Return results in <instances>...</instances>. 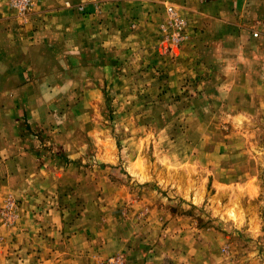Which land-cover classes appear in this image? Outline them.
I'll list each match as a JSON object with an SVG mask.
<instances>
[{
    "label": "rangeland",
    "instance_id": "rangeland-1",
    "mask_svg": "<svg viewBox=\"0 0 264 264\" xmlns=\"http://www.w3.org/2000/svg\"><path fill=\"white\" fill-rule=\"evenodd\" d=\"M229 1L0 0V264H264V23Z\"/></svg>",
    "mask_w": 264,
    "mask_h": 264
},
{
    "label": "crops",
    "instance_id": "crops-1",
    "mask_svg": "<svg viewBox=\"0 0 264 264\" xmlns=\"http://www.w3.org/2000/svg\"><path fill=\"white\" fill-rule=\"evenodd\" d=\"M226 7L229 8V10H224V13L227 14V20H223L225 25L227 26V28L230 29V27H238L240 28L242 26V23H245V21H247L246 15H244V12L240 11V10H244L245 7L248 9H252L254 12V16L257 17L255 21V24L258 23L262 24L264 23V0H230L229 3L226 5ZM232 8H235V12L231 11ZM252 12V11H251ZM240 13V17L236 16ZM244 16V17H243ZM242 17L244 19H242ZM245 20V21H244ZM243 30V29H241ZM242 34V33H241ZM243 36V35H241ZM260 52H262L264 50V47L260 48ZM261 83V79L259 80ZM230 82V80H229ZM236 84V83H235ZM230 85V83H229Z\"/></svg>",
    "mask_w": 264,
    "mask_h": 264
},
{
    "label": "built area",
    "instance_id": "built-area-1",
    "mask_svg": "<svg viewBox=\"0 0 264 264\" xmlns=\"http://www.w3.org/2000/svg\"><path fill=\"white\" fill-rule=\"evenodd\" d=\"M13 5L17 7L20 11H25L28 6L31 4V0H12ZM167 13L170 17L171 25H173L174 29L171 33L166 34L164 33V37L158 46V50L160 54H164L167 51L170 53H176L177 47L180 44V32L183 28V21L179 19L176 15V12L173 10L172 6H168ZM166 28L163 27L162 31H165ZM259 35L258 31L253 32V37H257Z\"/></svg>",
    "mask_w": 264,
    "mask_h": 264
}]
</instances>
